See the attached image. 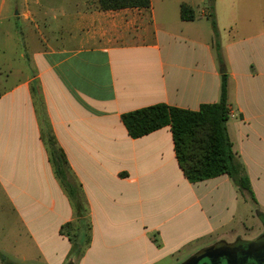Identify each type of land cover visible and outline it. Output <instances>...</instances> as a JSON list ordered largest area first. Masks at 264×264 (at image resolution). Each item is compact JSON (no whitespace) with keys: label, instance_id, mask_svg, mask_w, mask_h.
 Segmentation results:
<instances>
[{"label":"crops","instance_id":"1","mask_svg":"<svg viewBox=\"0 0 264 264\" xmlns=\"http://www.w3.org/2000/svg\"><path fill=\"white\" fill-rule=\"evenodd\" d=\"M70 4L44 12L42 0H18L16 22L7 17L3 29L0 264H176L228 243L250 218L264 225V9L242 29L237 16L251 13L233 9L225 36L218 24L221 63L206 21L212 9L183 21L188 3L167 0L171 22L161 32L154 0L151 10ZM41 11L52 16L44 29ZM174 41L178 53L166 45ZM224 74L227 132L255 201L228 175L191 183L170 127L134 139L122 121L158 104L198 111L219 103ZM39 99L90 210L91 241L76 258L62 233L75 210L42 139Z\"/></svg>","mask_w":264,"mask_h":264},{"label":"trees","instance_id":"2","mask_svg":"<svg viewBox=\"0 0 264 264\" xmlns=\"http://www.w3.org/2000/svg\"><path fill=\"white\" fill-rule=\"evenodd\" d=\"M98 5L102 11L151 10L152 0H98ZM196 18L191 6L181 5L183 21H195ZM210 19L214 32L215 51L219 61L223 63L219 26L214 17ZM39 102L42 139L49 151L55 173L75 210V220L64 225L62 233L68 236L73 245L70 257L76 258L84 253V249L91 241L90 210L81 184L69 178L70 167L67 158L57 145L41 99ZM230 113L228 76L224 74L219 103L204 104L198 111L158 104L124 114L122 121L129 135L134 139L170 127L179 165L191 183L228 175L255 201L250 179L237 161L227 132ZM2 260L5 264H15L3 257Z\"/></svg>","mask_w":264,"mask_h":264},{"label":"rangeland","instance_id":"3","mask_svg":"<svg viewBox=\"0 0 264 264\" xmlns=\"http://www.w3.org/2000/svg\"><path fill=\"white\" fill-rule=\"evenodd\" d=\"M18 0H0V44L3 41V29L7 25L6 18L10 17L12 19V22H16L15 20V15L17 12V7L16 3ZM186 3L191 5V7L194 9L195 13L200 14L204 12V14L210 13L213 10V15L211 16L212 18L214 17L216 19V11L219 13V18L216 19L217 23L220 25V28L222 29L223 35H226V26L224 28V24H228V20L231 17L230 14L233 12V9H248V12L251 13L249 15L245 16H237V22L242 29L243 24H256L255 19L258 17L256 14V10H262L264 9V0H185ZM65 2V3H64ZM70 2L72 3V7H75L76 5H80L85 0H42V7L44 12H48V8L51 6H58L60 3L62 5H68L70 6ZM167 0H154V10L153 15L156 16V20L159 26V30L162 32V27L161 23L165 22L167 23L168 21L171 22V15L169 14V19L167 18V13H163V7ZM172 2H177V0H169V3ZM55 3V4H54ZM64 3V4H63ZM57 4V5H56ZM187 4V5H188ZM211 4V5H210ZM212 9V10H211ZM181 10V8H180ZM44 12L41 11L40 17H45V21H41V27L44 29L46 25L49 24V21L52 20V16H44ZM181 12V11H180ZM247 13V12H246ZM259 13V12H258ZM210 17V18H211ZM49 18V20H48ZM207 17L206 21L210 22L211 24V19ZM244 20V21H243ZM251 20L253 21L251 23ZM48 22V23H47ZM43 23L45 25L43 26ZM164 23V24H165ZM169 23V22H168ZM174 25L175 24H171ZM218 25V26H219ZM250 28V27H249ZM240 35L244 33V31L240 30ZM161 34V33H160ZM167 46H171L174 50L175 53H178L181 51L183 48L181 42L179 41H174L172 44L167 43ZM29 62L25 64V66H29ZM251 204V205H250ZM249 205L253 206V203L249 201ZM253 208V207H252ZM255 209V208H254ZM256 214V212H255ZM257 219H248V221L245 223V227H242L239 229L238 236L236 238L244 239V240H253V239H258L264 236V225L260 223V221L257 223ZM247 228L249 229L247 231ZM236 238H231L229 239V242H234ZM199 250L192 252L188 254V256H184L181 262H176V264H183L189 257L192 255L196 254Z\"/></svg>","mask_w":264,"mask_h":264},{"label":"flooded vegetation","instance_id":"4","mask_svg":"<svg viewBox=\"0 0 264 264\" xmlns=\"http://www.w3.org/2000/svg\"><path fill=\"white\" fill-rule=\"evenodd\" d=\"M199 264H264V236L253 240L215 243ZM206 250L199 251L198 256ZM196 255V254H195Z\"/></svg>","mask_w":264,"mask_h":264},{"label":"water","instance_id":"5","mask_svg":"<svg viewBox=\"0 0 264 264\" xmlns=\"http://www.w3.org/2000/svg\"><path fill=\"white\" fill-rule=\"evenodd\" d=\"M223 73H225V70ZM202 250H204V249H202ZM202 250H200V251H202ZM205 250H206V252L204 254H202L201 256L197 255V253H199V251H198L196 253V255L194 254L191 257H189L183 264H199L200 260L207 257V253L211 250V248L209 247V248H206Z\"/></svg>","mask_w":264,"mask_h":264}]
</instances>
